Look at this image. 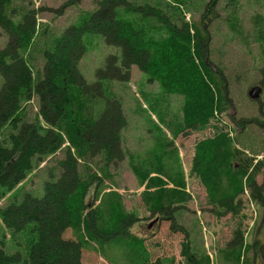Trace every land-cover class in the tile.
Returning a JSON list of instances; mask_svg holds the SVG:
<instances>
[{
    "label": "trees",
    "instance_id": "16d2710c",
    "mask_svg": "<svg viewBox=\"0 0 264 264\" xmlns=\"http://www.w3.org/2000/svg\"><path fill=\"white\" fill-rule=\"evenodd\" d=\"M208 1L201 23L191 27L185 23L176 29L162 21L157 29L148 12L129 1L99 0L97 9L80 27L70 26L52 40L43 53L42 69L33 74L26 55L37 35L36 21L26 13L15 22L11 16L16 11L8 8L11 0H0V28L8 37L0 50V132L8 131L6 140L0 142V199L34 167L63 154L57 162L59 177L51 176L43 184L41 197L24 193L18 201L12 197L0 210L6 234L23 236V243H15L18 249L12 253L5 252L0 242V264H81L85 245L96 244L104 253L105 246L110 249L113 243L120 246L117 250L125 264H150L143 240L127 233L129 216L119 193L111 189L99 193L94 188L93 208L86 204L90 187L110 179L108 174L81 173L79 167L86 158L101 156L104 169L124 158L120 148L124 117L119 102L104 96V83L128 82L133 67L142 75L151 74L149 82H161L170 94L182 97L183 126L179 129H202L221 116L227 107V89L222 71L209 66L206 52L207 25L218 18L216 9L222 1ZM236 5L237 0L226 3L233 9ZM86 34L99 35L106 46L116 50L103 69L96 71L94 84H87L78 70ZM257 35L264 51V25L258 23ZM33 98L38 102L36 121H24L19 116L22 104ZM232 138L231 134H218L199 141L191 169L209 204L222 215L238 208L244 189L250 203L260 205V223L248 250L264 264V184L255 183L262 161L254 164L258 154L247 157ZM159 139L154 138L139 161L132 157L130 167L143 189L140 195L146 210L168 215L182 209L189 197L180 168L161 162L168 143ZM103 210L107 219L102 217ZM68 229L73 238L64 239ZM236 234L239 243L233 245L232 252L245 256L242 233ZM181 254L191 264H210L206 255L208 259H196L188 256L185 248Z\"/></svg>",
    "mask_w": 264,
    "mask_h": 264
},
{
    "label": "rangeland",
    "instance_id": "374dc122",
    "mask_svg": "<svg viewBox=\"0 0 264 264\" xmlns=\"http://www.w3.org/2000/svg\"><path fill=\"white\" fill-rule=\"evenodd\" d=\"M98 1L78 0L68 5L70 0H11L8 8L16 11L11 16L15 22L26 13H30L36 21L37 35L26 55L33 74L42 69L43 53L50 48L52 40L70 26L80 27L97 9ZM127 1L138 9L147 11L149 21L157 26V29L162 21L169 22L176 29L185 23L189 27L201 23L205 4L209 2ZM221 1L222 4L216 9L218 18L207 25L206 52L209 66L222 71L227 89V107L221 116L212 119L202 129H179L178 127L183 126L182 97L170 94L161 82H149L151 74L142 75L137 67H133L128 82L119 83L113 80L111 83H104V96L119 102L124 117L125 124L120 132V148L124 158L121 161H113L107 169L102 167L104 161L101 156L86 158L84 163H80L81 173L87 171L89 174L103 175L102 172H105L110 178H104L98 187H90L86 197L88 207L93 208L95 204L92 193L94 188L99 193L109 189L119 193L129 216V223L125 222L127 233L143 240L150 264L157 261L160 264H191L181 254L184 248L188 256L201 260L208 257L210 264H259L253 257L252 250H248V246L260 223V205L250 203L247 193H244L240 196L238 208L222 215L221 210L209 204L204 187L195 177L193 168L191 169L195 146L199 141L218 134H231V140L238 149L244 150L249 156L258 154L262 157V165L255 177V183L264 184V51L257 38L258 23L264 25V0H237L235 9L226 6L228 0ZM158 16L161 19L157 20ZM7 43V34L0 28V50ZM84 48L85 53L78 63V70L87 84H94L96 71L103 69L107 57L116 50L106 46L99 35L88 34L84 36ZM254 86L261 88L257 101L248 97V91ZM22 107L19 116L21 115L24 121L35 122L37 99L33 98L31 102L22 104ZM7 136L8 131H1L0 142L6 140ZM154 138H160L159 141H164V144L168 143L161 162H166L173 168H180L189 197L184 204L185 208L168 215L146 210L140 195L143 189L138 185L130 167L132 157L139 161L141 154L152 147ZM62 158L63 154L57 153L53 158L49 157L38 167H34L21 184L0 199V210L9 205L12 197L18 201L24 193L41 197L43 184L51 176L54 179L59 177L57 162ZM196 167L200 168L199 162ZM102 217H108L104 210ZM236 232L242 233L241 242L246 247L245 256L243 253L239 257L235 249L232 252L233 245L237 241L239 243ZM63 237L73 238L71 230H66ZM0 242L5 252L12 253L18 249L15 243H23V236L16 234L10 237L0 220ZM95 245L84 246L81 264L126 263L118 252L121 250L118 244L113 243L114 246L110 249L106 245L104 253Z\"/></svg>",
    "mask_w": 264,
    "mask_h": 264
},
{
    "label": "water",
    "instance_id": "95a60500",
    "mask_svg": "<svg viewBox=\"0 0 264 264\" xmlns=\"http://www.w3.org/2000/svg\"><path fill=\"white\" fill-rule=\"evenodd\" d=\"M260 94L261 88L258 86H254L248 91V97L253 101H257L260 98ZM150 227L151 225L148 226V228Z\"/></svg>",
    "mask_w": 264,
    "mask_h": 264
},
{
    "label": "crops",
    "instance_id": "0c3cea01",
    "mask_svg": "<svg viewBox=\"0 0 264 264\" xmlns=\"http://www.w3.org/2000/svg\"><path fill=\"white\" fill-rule=\"evenodd\" d=\"M115 264V263H114Z\"/></svg>",
    "mask_w": 264,
    "mask_h": 264
},
{
    "label": "flooded vegetation",
    "instance_id": "af4514ba",
    "mask_svg": "<svg viewBox=\"0 0 264 264\" xmlns=\"http://www.w3.org/2000/svg\"><path fill=\"white\" fill-rule=\"evenodd\" d=\"M257 260V259H256Z\"/></svg>",
    "mask_w": 264,
    "mask_h": 264
}]
</instances>
